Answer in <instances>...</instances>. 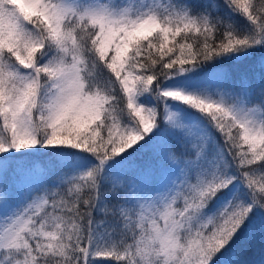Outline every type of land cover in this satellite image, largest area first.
I'll use <instances>...</instances> for the list:
<instances>
[{"label":"snow or ice","instance_id":"obj_1","mask_svg":"<svg viewBox=\"0 0 264 264\" xmlns=\"http://www.w3.org/2000/svg\"><path fill=\"white\" fill-rule=\"evenodd\" d=\"M0 264H264V0H0Z\"/></svg>","mask_w":264,"mask_h":264}]
</instances>
